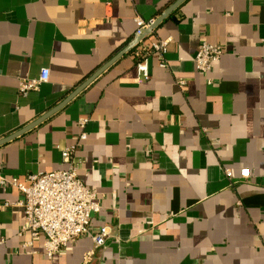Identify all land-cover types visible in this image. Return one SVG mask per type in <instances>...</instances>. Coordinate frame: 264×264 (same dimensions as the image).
<instances>
[{
  "label": "crops",
  "instance_id": "0c3cea01",
  "mask_svg": "<svg viewBox=\"0 0 264 264\" xmlns=\"http://www.w3.org/2000/svg\"><path fill=\"white\" fill-rule=\"evenodd\" d=\"M176 0H0V139L59 104L132 41L135 15L159 18ZM172 38L138 82L132 50L61 109L0 145V175L62 170L76 145L77 175L96 191L93 231L53 259L21 232L14 188H0V264H264V0H184L147 41ZM202 41L225 48L206 76ZM48 79L18 92L21 78ZM177 79H183L180 87ZM210 80V83H208ZM87 118L79 140L78 120ZM247 179L229 184L223 169ZM30 251H33L31 253Z\"/></svg>",
  "mask_w": 264,
  "mask_h": 264
},
{
  "label": "built area",
  "instance_id": "2783aa9c",
  "mask_svg": "<svg viewBox=\"0 0 264 264\" xmlns=\"http://www.w3.org/2000/svg\"><path fill=\"white\" fill-rule=\"evenodd\" d=\"M156 19L145 20L139 15L133 18L135 30L132 41L135 39L138 41L131 50L138 82L148 79V60L152 56H156L161 67H167L165 54L172 43V38L156 37L153 41H147L144 35V31L149 29ZM224 52V46L202 41L192 57L196 70L206 76ZM47 79V69L41 71L38 79L21 78L18 92L25 95L29 91L38 90L40 84ZM176 83L180 87L185 85L183 79H177ZM87 121V118L78 120L81 128L78 139L81 141L86 138L84 128ZM75 149L76 145H72L61 150L62 161L66 164L62 170L29 174L23 180L0 175V188L10 187L21 193V198L13 205L23 210L24 223L21 232H28L30 236L24 245L31 247L33 242L42 236L44 254L48 260L53 259L69 242L81 237H89L93 249H97L105 244L110 234L108 226H102L96 231L90 228L92 217L99 213L101 207L96 191L88 189L77 175L80 162L74 158ZM223 172L230 185L236 183L238 179L249 177V170L246 168L240 171L238 179L228 168H224ZM8 206L6 203L0 204V210ZM92 254L93 250L85 254L82 264H87Z\"/></svg>",
  "mask_w": 264,
  "mask_h": 264
},
{
  "label": "water",
  "instance_id": "95a60500",
  "mask_svg": "<svg viewBox=\"0 0 264 264\" xmlns=\"http://www.w3.org/2000/svg\"><path fill=\"white\" fill-rule=\"evenodd\" d=\"M182 1L184 0H176L171 6H169L162 15L157 18L154 22V24L144 31V35L150 33L151 30H153L168 14H170ZM138 39H135L134 41H131L129 44H127L124 48H122L120 51H118L112 58H110L107 62H105L102 66H100L96 71H94L88 78H86L81 84H79L71 93L68 94L59 104H57L55 107L50 109L48 112L28 124L27 126L17 130L16 132L0 139V145L21 135L22 133L26 132L27 130L31 129L41 121H43L45 118L50 116L51 114L55 113L59 109H61L66 103H68L74 96H76L78 93H80L90 82H92L99 74H101L105 69H107L111 64H113L116 60H118L121 56H123L125 53H127L135 42H137Z\"/></svg>",
  "mask_w": 264,
  "mask_h": 264
}]
</instances>
